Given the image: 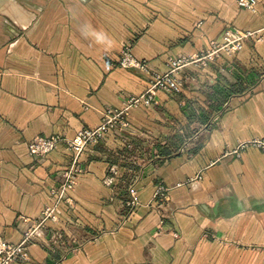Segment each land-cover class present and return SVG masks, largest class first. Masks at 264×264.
Returning <instances> with one entry per match:
<instances>
[{
  "label": "crops",
  "instance_id": "0c3cea01",
  "mask_svg": "<svg viewBox=\"0 0 264 264\" xmlns=\"http://www.w3.org/2000/svg\"><path fill=\"white\" fill-rule=\"evenodd\" d=\"M254 1L0 0V235L18 243L19 216L59 210L29 261L12 264H264V150L232 152L264 139V0ZM227 28L254 36L234 59L185 68L178 95L159 90L156 105L131 109L124 132L82 150L74 189L50 196L71 153L32 157L27 142L71 138L144 92L147 76L118 64L124 45L165 73L169 57L207 49Z\"/></svg>",
  "mask_w": 264,
  "mask_h": 264
},
{
  "label": "built area",
  "instance_id": "2783aa9c",
  "mask_svg": "<svg viewBox=\"0 0 264 264\" xmlns=\"http://www.w3.org/2000/svg\"><path fill=\"white\" fill-rule=\"evenodd\" d=\"M236 3L239 6L250 9L255 6L254 0H236ZM253 36L254 32L252 31L227 28L223 31L222 40L219 42L211 41L207 49L191 54L179 53L169 57L165 73L152 71L146 60H138L132 55L130 44L124 45L120 52L118 64L121 67L133 68L145 74L148 81V87L145 91L138 95L127 96L122 100L120 107H105L100 111L101 120L97 126L93 128L82 127L71 138H65L60 135L35 136L27 142V153L32 157L45 156L54 151L59 145H64L71 153L70 165L62 172V181L58 187L49 191L50 196L54 195L61 199L65 193L74 189L80 172L77 164L82 150L87 146L97 144L103 135L109 131L115 133L124 132L129 125L128 115L131 109L139 106L156 105L158 103L157 91L159 90L178 95L184 83L188 82L187 78L181 76L185 68L192 65L205 67L221 56L234 59L235 54L242 48L244 40ZM224 67L231 71H237V65L232 62L226 63ZM252 91L253 86L244 91L243 94ZM248 145L264 150V139L256 138L239 143L232 152L239 155L240 149ZM147 158H149L147 152L140 155L141 162ZM128 191L131 196L128 205L135 206L138 204L137 190L134 186H130ZM158 193L162 195L159 190H157V195H159ZM56 206L55 204L45 205L36 218L19 216L18 220L26 223V226L23 231V237L18 243L9 242L0 235V264H12L16 260L29 261L27 246L42 239L47 221L57 220L59 210Z\"/></svg>",
  "mask_w": 264,
  "mask_h": 264
},
{
  "label": "clouds",
  "instance_id": "9594fccd",
  "mask_svg": "<svg viewBox=\"0 0 264 264\" xmlns=\"http://www.w3.org/2000/svg\"><path fill=\"white\" fill-rule=\"evenodd\" d=\"M86 27H87L88 29H91V25H86ZM84 34L87 35L88 33H84ZM91 34L97 36V39H98V40H104V39L106 38V35H107V34L104 33V32H95V31H93ZM107 44H108V45L111 44V40H110V39L107 40Z\"/></svg>",
  "mask_w": 264,
  "mask_h": 264
}]
</instances>
